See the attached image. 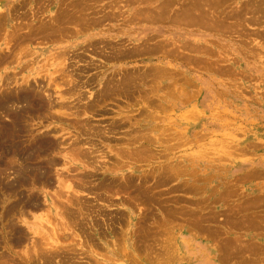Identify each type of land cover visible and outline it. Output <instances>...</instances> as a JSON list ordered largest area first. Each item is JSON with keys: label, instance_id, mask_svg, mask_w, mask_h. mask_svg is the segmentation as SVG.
<instances>
[{"label": "rangeland", "instance_id": "1", "mask_svg": "<svg viewBox=\"0 0 264 264\" xmlns=\"http://www.w3.org/2000/svg\"><path fill=\"white\" fill-rule=\"evenodd\" d=\"M0 12V100L38 93L21 139L55 144L0 162V264H264V0Z\"/></svg>", "mask_w": 264, "mask_h": 264}, {"label": "bare ground", "instance_id": "2", "mask_svg": "<svg viewBox=\"0 0 264 264\" xmlns=\"http://www.w3.org/2000/svg\"><path fill=\"white\" fill-rule=\"evenodd\" d=\"M186 10V9H185ZM1 13V12H0ZM64 13V12H63ZM183 13V17H184V12H182ZM62 15V14H61ZM187 15H188V13H187ZM65 16H67V15H65ZM185 17H187L186 15H185ZM60 18V17H59ZM20 36V35H19ZM18 36V37H19ZM160 74V73H159ZM163 75V74H162ZM132 78V77H131ZM135 79V78H134ZM127 80V79H126ZM135 81V80H134ZM126 82V81H125ZM121 83V82H120ZM120 83H119V85H120ZM124 84V83H123ZM126 84H129V82H126ZM131 85V84H130ZM127 88H129V87H127ZM113 89V88H112ZM123 90H125L124 88H122ZM23 90V89H22ZM120 90H121V88H120ZM122 90V91H123ZM23 91H25V92H23ZM23 91H21V93L19 94V96L17 97H14V94H12V95H7V96H4V98H2L1 100H0V110H5L6 112H8V110H11V109H8V107H9V105L10 104H12V106L13 105H15L16 103H24L25 105H23V108H21V109H19V110H17L16 112H14L13 110H11V124H12V126H11V128L9 129V125L7 126V125H5V122L4 121H0V162H10V166H11V163H14V162H18V170L15 172V173H17V175H18V177L21 179V180H18V181H20L21 183L24 181V178H25V176H27V174L28 173H32V172H34V175H35V173L37 174L38 173V175L37 176H39V177H41L42 178V176L44 175L42 172H43V170L40 172V167H36L35 165H34V167H36V168H34V169H32V167H30V165L29 164H31V163H29L28 164V162H32L37 156H40V157H44L45 155H47V153L50 151V150H52V149H54V145H53V143L51 142V141H49L47 138L45 139V138H42V139H38V140H36V141H34L33 143H32V145H25V142H27V141H23L22 139H23V136H22V134H25L26 133V129H25V127H23V125H22V122H23V113L25 112H28V113H30V112H39V111H41L42 109H44L45 108V105H44V102L43 101H41V99L38 97V93L37 94H34V95H31L30 93H27L26 92V90H23ZM3 92V91H2ZM29 92V91H28ZM5 93V92H4ZM109 93V92H108ZM6 94V93H5ZM3 95V94H2ZM41 97V96H40ZM51 104V103H50ZM20 108V107H19ZM45 110V109H44ZM41 114H43V110L41 111ZM28 115V114H27ZM26 115V116H27ZM29 115H32V114H29ZM0 116H2V115H0ZM36 116V115H35ZM2 118V117H1ZM10 124V125H11ZM25 124V123H24ZM8 131H10V132H12V136L10 137V138H8L7 137V134L9 133ZM29 132V131H28ZM31 133V132H30ZM29 133V134H30ZM11 134V133H10ZM9 135V134H8ZM29 136V135H28ZM26 137H27V135H26ZM26 137H25V139H26ZM22 138V139H21ZM19 139L21 140V141H19ZM32 140V139H31ZM135 140V139H134ZM62 143V142H61ZM29 144V143H28ZM77 145V144H76ZM57 146V145H56ZM59 146V145H58ZM73 147V146H72ZM75 147V146H74ZM74 147H73V149H74ZM78 148V147H77ZM79 148H81V147H79ZM68 149H70L69 147H68ZM76 149V148H75ZM72 150V149H71ZM79 150V149H78ZM145 150V149H144ZM149 150V149H148ZM147 150V151H148ZM53 151V150H52ZM51 151V152H52ZM68 151V150H67ZM138 151V150H137ZM141 151V150H140ZM139 151V152H140ZM73 152V151H72ZM132 152V151H131ZM86 153V152H85ZM120 153V152H119ZM128 153V152H127ZM84 154V153H83ZM140 155H142V154H140ZM145 155V154H144ZM68 156V155H67ZM76 156V155H75ZM78 156H80V155H78ZM78 156H76V157H78ZM86 156V155H85ZM122 156V155H121ZM137 156V155H136ZM82 156H80V158H81ZM87 157V156H86ZM85 157V158H86ZM140 157V156H139ZM39 158V157H38ZM80 158H78V159H80ZM82 158H84V156L82 157ZM84 158V159H85ZM89 158H92V157H89ZM89 158H88V160H89ZM76 159V158H75ZM83 159V160H84ZM93 159V158H92ZM90 161V160H89ZM88 161V162H89ZM94 161V160H93ZM92 161V162H93ZM86 162V161H85ZM52 163H54V162H52ZM36 164V163H35ZM5 165V164H4ZM32 166H33V164H31ZM37 165V164H36ZM0 166H1V164H0ZM39 166V165H38ZM2 167V166H1ZM0 167V168H1ZM16 167V168H17ZM2 168H4V166L2 167ZM111 169V168H110ZM0 170H2V169H0ZM4 170H6V169H4ZM13 170H14V168H13ZM107 171V170H106ZM4 172V171H3ZM9 172V171H8ZM41 174H40V173ZM3 173L2 172H0V184L2 183V177H3ZM29 176V175H28ZM44 177V176H43ZM6 178V177H5ZM16 178V177H15ZM84 178V177H83ZM9 179V178H8ZM26 179V178H25ZM43 179H45V178H43ZM42 179V180H43ZM89 179V178H88ZM15 180V182H16V180L17 179H14ZM41 180V179H40ZM80 180V179H79ZM47 181V180H46ZM81 181V180H80ZM127 181L128 180H126V183H127ZM12 182H14L13 180H12ZM14 182V183H15ZM25 183H26V181H24ZM24 182H23V184H24ZM49 182V181H48ZM40 183V182H39ZM44 183V182H43ZM53 183V182H52ZM67 183V182H66ZM82 183V182H81ZM22 184V185H23ZM61 184V183H60ZM39 185V184H38ZM42 185V184H41ZM115 185V184H114ZM16 186H18V185H16ZM26 186V185H25ZM25 186H24V188H25ZM13 187H15V186H11V187H8L9 189H14ZM36 187V186H35ZM6 188V187H5ZM17 188V187H16ZM1 189H4V187H1ZM63 189H65V188H63ZM89 189V188H88ZM6 190V189H5ZM18 190V189H17ZM20 191H21V189H19ZM18 190V191H19ZM117 190V189H116ZM115 190V191H116ZM140 191V190H139ZM7 192V191H6ZM9 192V191H8ZM23 193H24V191H23ZM22 193V194H23ZM13 194V193H12ZM61 194V193H60ZM63 194V193H62ZM10 195V194H9ZM9 195H7V196H9ZM25 196V195H24ZM23 196V198H25ZM29 196V195H28ZM27 196V197H28ZM59 196V195H58ZM11 197V196H10ZM34 197V196H33ZM32 197V198H33ZM63 197V196H62ZM15 198H16V195H15ZM25 199H27V198H25ZM24 199V200H25ZM30 199H31V195H30ZM1 201V200H0ZM8 201V200H7ZM109 201V200H108ZM30 204V203H29ZM10 205V204H9ZM72 205V204H71ZM20 206V205H19ZM13 210V209H12ZM17 210V209H16ZM6 211H8V210H6ZM9 213V212H8ZM15 215V214H14ZM23 216V215H22ZM14 218V217H13ZM17 221V220H16ZM15 224V223H14ZM18 225V224H17ZM13 226V225H12ZM3 229V228H2ZM38 234H40V233H38ZM20 238V237H19ZM40 253V252H39ZM48 254V253H47ZM42 255V254H41ZM44 255H45V253H44ZM50 255V254H49ZM44 257V256H43ZM5 263V262H4Z\"/></svg>", "mask_w": 264, "mask_h": 264}]
</instances>
